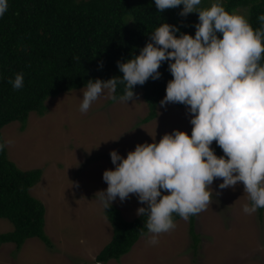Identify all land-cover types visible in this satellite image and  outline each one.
Here are the masks:
<instances>
[{"label":"clouds","instance_id":"1","mask_svg":"<svg viewBox=\"0 0 264 264\" xmlns=\"http://www.w3.org/2000/svg\"><path fill=\"white\" fill-rule=\"evenodd\" d=\"M154 2L158 12L181 5V16L198 12L195 35H177V26L161 23L139 55L117 61L122 76L89 79L81 89L80 104V111L87 112L102 94L133 103L135 86L158 79L161 64L168 62L172 79L159 103L184 104L192 114L191 134L175 129L158 142L138 143L126 156L111 150L115 167L103 172L107 188L95 194L105 209L117 198L124 201L135 194L146 205L137 214L147 216L150 245L175 228L173 213L187 220L207 208L215 179L222 181L220 189L243 184L251 202L243 205L244 213L264 208V13L257 17L261 27L254 29L220 0L207 8L198 7L202 0ZM8 6L9 0H0V17ZM9 83L22 88L23 73ZM119 85L123 92L117 95ZM213 141L223 155L216 154ZM11 143L0 137V152Z\"/></svg>","mask_w":264,"mask_h":264},{"label":"rangeland","instance_id":"2","mask_svg":"<svg viewBox=\"0 0 264 264\" xmlns=\"http://www.w3.org/2000/svg\"><path fill=\"white\" fill-rule=\"evenodd\" d=\"M213 2L208 0L207 7ZM81 89L49 98L47 113L32 112L24 130L19 121L3 127L4 139L12 141L7 145L10 158L24 170L44 169L31 193L46 206L45 231L53 245L36 237L19 250L14 243L0 244V264H264V210L262 215L259 209L244 213L243 205L251 202L243 184L220 189V179L209 189L212 202L195 215L201 239L197 252L190 219L180 218L174 229L159 234L158 244L150 245L145 235L119 260L96 263L114 234L106 209L95 196L107 188L103 172L115 167L111 150L126 156L138 143L158 142L175 129L190 135L192 114L178 103L159 104L158 116L144 123L149 106L142 91L133 103H110L111 98L102 94L81 112ZM112 205L130 221L145 206L135 194L124 201L117 198ZM13 229L10 220L0 219V234Z\"/></svg>","mask_w":264,"mask_h":264},{"label":"trees","instance_id":"3","mask_svg":"<svg viewBox=\"0 0 264 264\" xmlns=\"http://www.w3.org/2000/svg\"><path fill=\"white\" fill-rule=\"evenodd\" d=\"M220 2L227 11L245 16L254 29L261 27L257 17L264 13V0ZM207 3L202 0L198 7L207 8ZM182 7L158 12L154 0H9L7 11L0 17V137L4 139L3 127L11 122L19 121L24 130L32 112L45 115L49 98L83 88L89 79L122 76L117 61L139 55L161 23L177 26V35H195L197 12L181 16ZM159 71L158 79L149 78L134 88L135 94L143 92L149 106L144 123L158 116L159 102L172 79L167 61ZM17 73H23L20 89L9 83ZM122 92L123 85H119L116 94ZM211 147L218 156L224 154L217 144ZM43 173L42 168L21 169L10 158L7 145L0 152V219L14 224L13 230L0 234V244L14 243L19 250L28 239L36 237L53 245L45 231L46 206L31 193ZM263 210L259 208L261 215ZM105 211L114 234L96 257V262L103 263L119 260L148 235L146 215L130 221L116 205ZM195 215L189 219L197 252L201 239L195 231ZM180 218L173 213L174 222Z\"/></svg>","mask_w":264,"mask_h":264}]
</instances>
